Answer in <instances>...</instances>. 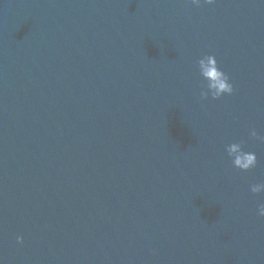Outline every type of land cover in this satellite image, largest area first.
<instances>
[{"label":"water","instance_id":"95a60500","mask_svg":"<svg viewBox=\"0 0 264 264\" xmlns=\"http://www.w3.org/2000/svg\"><path fill=\"white\" fill-rule=\"evenodd\" d=\"M252 129L264 0H0V264H264Z\"/></svg>","mask_w":264,"mask_h":264},{"label":"clouds","instance_id":"9594fccd","mask_svg":"<svg viewBox=\"0 0 264 264\" xmlns=\"http://www.w3.org/2000/svg\"><path fill=\"white\" fill-rule=\"evenodd\" d=\"M207 2L212 3L213 0H207ZM193 3L199 5L200 0H193ZM198 65L201 75L207 80V84L201 92L202 98L207 99L209 93H211L213 98H220L224 93H233L234 86L230 83V77L220 69L218 60L214 54H209L201 58L198 61ZM250 135L264 141V136L259 135L255 129H252ZM243 144V141L231 143L227 146V152L233 157L235 167L242 170H249L257 165L258 158L255 152L245 151ZM251 191L253 193L264 191V183L253 184ZM259 211L261 215H264V204L260 205ZM17 239L23 242L22 236Z\"/></svg>","mask_w":264,"mask_h":264}]
</instances>
